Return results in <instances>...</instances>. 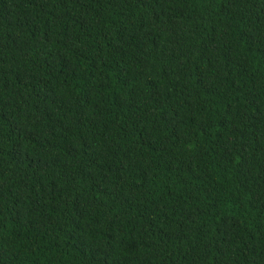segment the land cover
I'll list each match as a JSON object with an SVG mask.
<instances>
[{"label":"trees","instance_id":"obj_1","mask_svg":"<svg viewBox=\"0 0 264 264\" xmlns=\"http://www.w3.org/2000/svg\"><path fill=\"white\" fill-rule=\"evenodd\" d=\"M0 264H264V0H0Z\"/></svg>","mask_w":264,"mask_h":264}]
</instances>
